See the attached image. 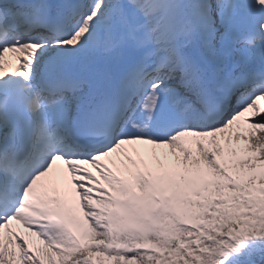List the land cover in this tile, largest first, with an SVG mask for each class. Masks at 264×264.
I'll list each match as a JSON object with an SVG mask.
<instances>
[{
  "label": "snow or ice",
  "instance_id": "snow-or-ice-1",
  "mask_svg": "<svg viewBox=\"0 0 264 264\" xmlns=\"http://www.w3.org/2000/svg\"><path fill=\"white\" fill-rule=\"evenodd\" d=\"M0 264H264V0H0Z\"/></svg>",
  "mask_w": 264,
  "mask_h": 264
}]
</instances>
